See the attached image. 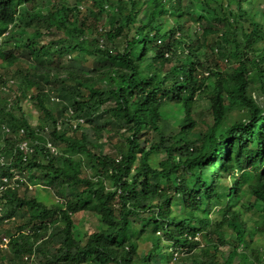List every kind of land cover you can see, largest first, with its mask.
Wrapping results in <instances>:
<instances>
[{
  "label": "trees",
  "instance_id": "1",
  "mask_svg": "<svg viewBox=\"0 0 264 264\" xmlns=\"http://www.w3.org/2000/svg\"><path fill=\"white\" fill-rule=\"evenodd\" d=\"M84 3L0 0V264H264V15Z\"/></svg>",
  "mask_w": 264,
  "mask_h": 264
},
{
  "label": "rangeland",
  "instance_id": "2",
  "mask_svg": "<svg viewBox=\"0 0 264 264\" xmlns=\"http://www.w3.org/2000/svg\"><path fill=\"white\" fill-rule=\"evenodd\" d=\"M40 3H44L46 4L47 0H38ZM66 4H73L75 0H63ZM77 1V0H76ZM84 2H86V4L84 3L85 5V8L88 6V7H91L92 6V2L93 0H83ZM198 0H183V6L186 8V9H189V11L192 12L193 14V18L196 17V14H195V11H194V2H197ZM210 1V0H208ZM253 3H254V6H253V13L256 14L258 20L260 21L261 20V16L264 15V0H251ZM196 10V9H195ZM260 10V11H259ZM261 10H263V13H261ZM246 26H248V23L245 24ZM261 29L264 31V25H262ZM215 49L217 48L214 47ZM92 58H89L88 61L89 63H92ZM224 66V65H223ZM225 67V66H224ZM1 72H5V71H1ZM119 73V72H118ZM119 76H121V73L118 74ZM1 92V90H0ZM6 96L5 93H0V98H4ZM24 105H27V110L26 112L28 113V115L31 116V119H30V122L32 125H35L37 124V120L38 118H40V114L38 113V111L32 106H31V103L28 101L27 103H24ZM203 107H205V103H202L201 104ZM166 112H167V116L169 118L172 117V114L170 112H168V109H165ZM168 118V119H169ZM201 128H205L204 125H200ZM24 144V143H23ZM22 144V145H23ZM26 150V149H25ZM109 156L111 157H114L116 155V150H115V147L113 146V143L110 144L108 146V149L105 151ZM161 161V158L159 156H153L151 158V163L156 166L159 164V162ZM209 173V172H208ZM207 174V172H206ZM224 182H229L228 180L224 181ZM107 186L110 187V183L107 182ZM49 190H46L45 188H41L40 190V198L42 200H45L47 203H52V197L50 198V196H48L49 194ZM213 216L215 217H219L220 216V213L218 211V209H213ZM74 221H75V225H76V228L74 230V236L76 238H80L83 243H85L86 239H87V236H89L90 234H92L93 232L96 231L97 229V226H98V222L95 218V216L89 212H80L79 214H77V216L74 218ZM150 239H151V236H149ZM149 239V240H150ZM156 262V264H162L160 261H159V257H157V259L154 261ZM32 264V263H31ZM36 264V263H35ZM170 264H180L179 262L178 263H175L173 260L172 262H170Z\"/></svg>",
  "mask_w": 264,
  "mask_h": 264
},
{
  "label": "built area",
  "instance_id": "3",
  "mask_svg": "<svg viewBox=\"0 0 264 264\" xmlns=\"http://www.w3.org/2000/svg\"><path fill=\"white\" fill-rule=\"evenodd\" d=\"M50 146V145H49ZM21 148L22 149H27V147H26V143H24L23 145H21ZM3 161V158L2 157H0V162H2ZM3 181L4 182H7V179L6 178H3ZM6 183H4V184H0V195H1V192L3 191V190H5L6 189ZM2 240H3V242L4 243H7L8 242V240H7V238H5V237H3L2 238ZM2 245H0V247H1Z\"/></svg>",
  "mask_w": 264,
  "mask_h": 264
},
{
  "label": "clouds",
  "instance_id": "4",
  "mask_svg": "<svg viewBox=\"0 0 264 264\" xmlns=\"http://www.w3.org/2000/svg\"><path fill=\"white\" fill-rule=\"evenodd\" d=\"M263 4H264V2H263ZM260 11V10H259ZM263 11V10H262ZM255 14V13H254Z\"/></svg>",
  "mask_w": 264,
  "mask_h": 264
}]
</instances>
